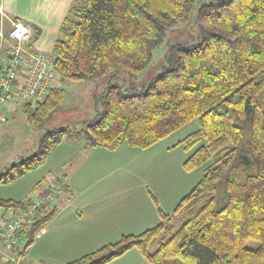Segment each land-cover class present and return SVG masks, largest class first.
Wrapping results in <instances>:
<instances>
[{
  "label": "trees",
  "instance_id": "1",
  "mask_svg": "<svg viewBox=\"0 0 264 264\" xmlns=\"http://www.w3.org/2000/svg\"><path fill=\"white\" fill-rule=\"evenodd\" d=\"M195 3L74 0L53 47L62 80L104 77L115 67L139 75L167 30L192 16ZM196 22L199 42L171 47L163 69L143 90L126 93L109 84L101 95L103 109L84 130L87 149L116 151L127 143L145 150L198 118V129L174 145L192 149L186 170L207 164L173 209L180 226L158 206L157 225L66 264H107L133 248L152 264H264V0L206 3ZM64 99L60 87L36 107L24 106L27 122H47ZM68 132L46 131L38 152L9 166L0 185L43 165ZM42 184L36 185L39 196L48 191ZM33 198L0 196V214L26 209ZM57 202L39 207L38 219L23 229L27 249ZM250 240L258 245L247 246Z\"/></svg>",
  "mask_w": 264,
  "mask_h": 264
},
{
  "label": "rangeland",
  "instance_id": "2",
  "mask_svg": "<svg viewBox=\"0 0 264 264\" xmlns=\"http://www.w3.org/2000/svg\"><path fill=\"white\" fill-rule=\"evenodd\" d=\"M218 1L220 0H196L192 16L186 22L174 25L167 30L163 42L154 50L152 61L139 75L134 76L125 68L115 67L109 75L104 77H90L82 81H66L61 78L60 86L65 89L64 102L50 120L38 126L30 125L24 113V106L36 107L38 103H20L15 112L10 113L9 120L0 125V174L4 173L12 164L37 153L48 130L68 128L69 133L64 141H69L70 144L65 146L69 153H76L78 144L85 139L86 125L95 118L98 111L103 109L101 95L108 85H120L124 92L132 94L143 90L163 69L165 54L171 47L175 45L189 47L199 42L200 30L196 22L197 12L203 4ZM5 32L8 35L7 29ZM59 37H61V33ZM7 46L5 43V50ZM49 53L53 54V51H49ZM4 54L1 53L0 58L4 57ZM198 127L199 119L197 118L149 149L143 150L123 143L116 151L105 150L106 152H97L98 156L90 155L87 163L99 165L97 168L93 164L94 168L90 171L91 176L100 183V185L91 186V188L103 194L104 199L102 198V200H107L108 209L114 214V208H119L120 205L122 208L130 206L132 210L141 205L136 208V215L143 206L145 208L141 216L152 217L154 215H152V208L155 205L157 211L159 206L165 212L170 213L172 223L179 227L181 217L173 215L172 209L201 179L207 164L191 171L186 170L184 162L191 154L192 149L184 148V144L174 145L181 142ZM57 151L56 148L50 152L43 165L27 172L18 180L1 184L0 196L14 199L39 196V190L36 189L39 181H43L42 187L46 188L47 183L51 185L50 179H63L61 174H55L56 171H63L60 169L61 166L59 169L54 167L58 161H63ZM114 179H128L129 182L123 186H112L113 184L108 182ZM107 183L109 186H104ZM87 188L82 187V190H87ZM112 216L113 214L109 216L110 224L106 227L103 225L102 229H86L85 221L80 226L81 229L64 228L63 234L66 236L62 241L61 238L58 240L53 238L55 232L52 227L47 229L49 234L45 229H42L39 237L35 241L33 240L35 246L29 251L26 249L20 252L21 250L9 248L0 242V264H66L74 261L107 244L108 242L104 244L107 239L115 242L125 234H130L122 231L123 233L118 232L117 235H114V232L111 231L115 229L117 216L115 215L114 219ZM158 218L160 220V217ZM140 219L142 220L141 217ZM128 222H130L129 227L125 229L129 228V232H135V235L139 234V231H135L136 227H132L135 226L138 219L129 218ZM154 222V218L147 221L152 226L157 225L158 222ZM55 241L56 243H53ZM257 245V241L254 240L247 243L249 247ZM157 246L158 240H155L150 246V251H154ZM107 264L152 263L137 248H133ZM177 264H181V262L178 261Z\"/></svg>",
  "mask_w": 264,
  "mask_h": 264
},
{
  "label": "crops",
  "instance_id": "3",
  "mask_svg": "<svg viewBox=\"0 0 264 264\" xmlns=\"http://www.w3.org/2000/svg\"><path fill=\"white\" fill-rule=\"evenodd\" d=\"M73 1L74 0H0V15L4 14V29L9 30L10 19H17L26 23H30L34 27V38L31 42V47L36 50L47 52L53 51L54 44L59 38L60 29L65 18L68 15L70 6L72 5ZM5 51L6 50L3 49L2 53H5ZM64 139L59 145L56 146L58 155L62 157L63 161H58V163L54 166L57 167V169H59V167L61 166L60 169L63 171H56V173H52L62 175L63 181L65 183V192L58 199L55 214L36 233L33 239L34 241L39 237V233L42 231V229H45L46 233L49 234L50 232L47 229L51 227L53 228V232H55L53 233V238L55 240L61 238L60 240L62 241L63 237L66 236L65 234H63L64 228L81 229L80 226L83 225L82 223L84 221L87 225L86 229H102L103 225L104 227H106L110 224L111 219L109 218V216L112 214L113 219L115 215L117 216V220H115V229L111 231L114 232V235H117L118 232L120 233L122 231L130 234H135V232H129V228L125 229L126 227H129V218L138 219V222L135 224V226H132L136 227L137 230L135 231H139L138 233L144 231L145 229L153 227L152 225H150V223H147L150 218H154V223L160 222L158 218L160 216L158 215L159 213L155 205L154 208H152V211L154 212H152V215L154 214L152 217H146L145 215L143 217L141 216L145 208L143 206L141 207V211L138 213V215H136V208L141 205L136 206L134 210H132L130 206L122 208V206L120 205L119 208H114L115 214L112 213L110 209H108L109 204L107 200H102L103 194H100L97 192V190L91 188V186L96 187L100 185V183H98V180H96L95 177L91 176L90 172L94 168L93 164H95V167L97 168L99 167V165L96 163H87L90 155L98 156L99 153L97 152H106V149H87L85 148L84 139L81 143L78 144L79 146H77L78 150L76 153H69L65 145L70 143L69 141H64ZM128 182V179H114L108 183L113 184L112 186H123ZM108 183L104 186H109ZM46 185H48V183ZM82 187L88 188L87 190H82ZM156 214L158 215V217ZM140 217L142 218V220L140 219ZM145 224L147 225L144 226ZM58 228L59 230H57ZM107 242L111 243L114 241L107 239L104 241V244ZM53 243H56V241ZM34 246L35 244L34 242H32V244L28 247V251Z\"/></svg>",
  "mask_w": 264,
  "mask_h": 264
},
{
  "label": "built area",
  "instance_id": "4",
  "mask_svg": "<svg viewBox=\"0 0 264 264\" xmlns=\"http://www.w3.org/2000/svg\"><path fill=\"white\" fill-rule=\"evenodd\" d=\"M4 14L0 15V55L6 47L4 57L0 58V125L9 120L20 103H39L50 93L60 88L61 75L58 72L53 54L31 47L34 27L30 23L10 19L8 35L5 32ZM9 41L7 42V40ZM51 185L44 196H35L26 209H11L0 214V241L9 248L20 252L27 249L29 239L23 229L38 218L37 210L43 204L52 207L57 197L64 192L63 179H51Z\"/></svg>",
  "mask_w": 264,
  "mask_h": 264
}]
</instances>
